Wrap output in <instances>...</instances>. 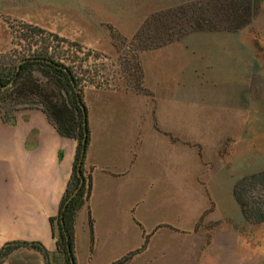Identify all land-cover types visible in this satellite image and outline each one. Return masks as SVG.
Wrapping results in <instances>:
<instances>
[{
  "label": "crops",
  "instance_id": "0c3cea01",
  "mask_svg": "<svg viewBox=\"0 0 264 264\" xmlns=\"http://www.w3.org/2000/svg\"><path fill=\"white\" fill-rule=\"evenodd\" d=\"M241 53L245 56L246 41L238 35L192 33L140 54L143 86L151 97L126 86L84 89L90 129L86 167L92 169L89 212L96 235L115 243L133 225L147 224L146 216L161 211L166 223H148L154 230L143 254L150 252L160 231L159 264H209L194 261L182 242L183 227L197 223L209 197L230 206L235 183L264 171L247 170V154L261 155L264 149L258 139L248 140L245 102L242 109L239 102L235 109L226 103L230 55ZM227 139H234L228 155L221 162L214 159L207 170L200 168L194 146L201 144L209 155H217ZM75 148L39 109L18 111L13 123L0 115V248L10 242H38L56 254L50 219L58 214ZM200 178L209 196L198 189ZM183 192L188 194L184 202L200 200L185 224ZM82 212L87 215V208L78 219ZM130 250L124 249L123 255ZM2 264L46 263L38 252L21 248ZM129 264L155 263L133 258Z\"/></svg>",
  "mask_w": 264,
  "mask_h": 264
},
{
  "label": "rangeland",
  "instance_id": "374dc122",
  "mask_svg": "<svg viewBox=\"0 0 264 264\" xmlns=\"http://www.w3.org/2000/svg\"><path fill=\"white\" fill-rule=\"evenodd\" d=\"M206 1L0 0V55L13 50L19 26H35L64 40L59 43L60 52L75 62L80 77L85 81V88L109 90L126 86V89L134 92L132 88H137L140 83L139 81L137 84V72L141 53L135 50L132 40L139 28L150 16L162 10L191 3L196 4V8H203ZM230 34L238 35L246 41V53L245 56L243 53L240 56L230 55L229 74H226L224 81L230 88L229 101L226 103L231 102V108L235 109L239 102L242 109L245 102L248 140L258 139L264 149V0H259V8L249 25ZM51 46L56 49L57 43L53 42ZM232 142L234 139L225 140L217 155H209L201 144L194 146L200 168L207 170L212 167L214 159L221 162L228 155V143ZM249 150L251 149L248 148L247 153ZM247 158V170L264 168V150L257 156L250 151ZM249 176L251 175L246 177ZM261 181V185L246 184L250 186V193L243 198L249 205L252 200L264 199V179ZM198 189L204 197L209 196L207 186L201 178ZM187 197L188 194L183 192V224L189 221L200 203L198 198L190 203L184 202L188 201ZM139 208L136 211L138 216ZM237 210L233 199L230 206H227L226 203L219 204L209 197L207 208L197 223L183 227L182 242L191 249L194 261H207L209 264H264V222L250 224ZM145 218L147 224L141 222L142 224L133 225L132 230L126 235L118 236L114 243L107 242L105 236L96 235L94 224L91 232L88 213L85 215L82 212L75 226L76 263L106 264L139 250L146 238L149 244V237L154 229L150 230L148 223L162 225L166 222L161 211L156 212L155 217ZM162 235L163 232L160 231L155 235L150 252L143 254L141 251L128 264L133 258L159 264L162 256L156 251V246ZM106 246L109 252L106 251ZM128 247H132V250L123 255L124 249ZM50 256L49 264H64L62 256ZM114 262L116 261L108 264Z\"/></svg>",
  "mask_w": 264,
  "mask_h": 264
},
{
  "label": "trees",
  "instance_id": "16d2710c",
  "mask_svg": "<svg viewBox=\"0 0 264 264\" xmlns=\"http://www.w3.org/2000/svg\"><path fill=\"white\" fill-rule=\"evenodd\" d=\"M204 4L203 8H196L193 3L180 4L153 14L134 35L135 50L139 53L157 50L192 33L237 32L249 25L259 8V0H207ZM17 34L13 50L0 55V115L4 122L13 123L18 111L39 109L61 137L76 143L71 175L58 214L50 219V225L56 239V254L63 257L64 264H77L75 226L83 208H87L88 225L93 230L89 212L92 169L86 167L90 129L84 102L85 81L75 62L60 52L59 43L64 40L27 24L19 26ZM53 42L57 43L56 49L51 46ZM138 66L137 84L140 83L132 90L151 97L143 86V74ZM261 179L264 171L238 180L233 188L234 201L243 219L250 224L264 222V199L257 198L249 205L243 198L250 188L246 184L261 185ZM147 245L146 238L139 250L112 264H127ZM21 248L38 252L49 264L51 254L38 242L5 244L0 248V264Z\"/></svg>",
  "mask_w": 264,
  "mask_h": 264
}]
</instances>
